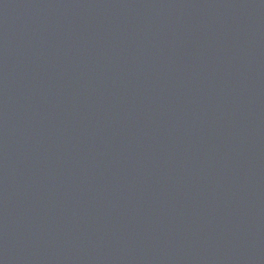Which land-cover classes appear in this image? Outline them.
I'll use <instances>...</instances> for the list:
<instances>
[{"label": "water", "instance_id": "95a60500", "mask_svg": "<svg viewBox=\"0 0 264 264\" xmlns=\"http://www.w3.org/2000/svg\"><path fill=\"white\" fill-rule=\"evenodd\" d=\"M0 264H264V0H0Z\"/></svg>", "mask_w": 264, "mask_h": 264}]
</instances>
